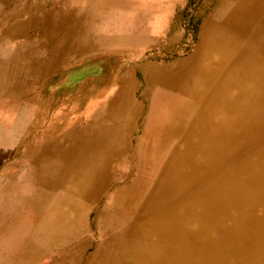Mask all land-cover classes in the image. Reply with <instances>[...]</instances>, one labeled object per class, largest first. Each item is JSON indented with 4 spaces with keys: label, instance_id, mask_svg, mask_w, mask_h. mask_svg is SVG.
I'll list each match as a JSON object with an SVG mask.
<instances>
[{
    "label": "bare ground",
    "instance_id": "1",
    "mask_svg": "<svg viewBox=\"0 0 264 264\" xmlns=\"http://www.w3.org/2000/svg\"><path fill=\"white\" fill-rule=\"evenodd\" d=\"M220 6L188 59L144 66L139 128L143 106L124 69L108 125H74L26 152L40 209L47 195L69 192L79 229L78 216L99 208L87 264H264V0ZM41 12L30 0H0V26L16 36L40 21L57 29ZM88 46L57 49L42 63L44 81Z\"/></svg>",
    "mask_w": 264,
    "mask_h": 264
},
{
    "label": "rangeland",
    "instance_id": "2",
    "mask_svg": "<svg viewBox=\"0 0 264 264\" xmlns=\"http://www.w3.org/2000/svg\"><path fill=\"white\" fill-rule=\"evenodd\" d=\"M30 2L42 7L41 19L48 13L58 26L42 30L40 21V28L18 36L4 33L0 26V264H72L71 253L87 264L99 238V208L78 216L84 220L79 229L69 192L47 195L40 209L34 162L26 152L74 125H108L109 106L121 89L124 69L134 71L132 98L143 106L139 128L148 106L144 66L188 59L199 45L204 22L221 9L220 0ZM29 17L30 13L22 19ZM47 37L53 39L51 44ZM83 39L90 46L82 53L65 52L64 62L58 70L55 63L52 78L44 81L43 61L57 49H75Z\"/></svg>",
    "mask_w": 264,
    "mask_h": 264
}]
</instances>
